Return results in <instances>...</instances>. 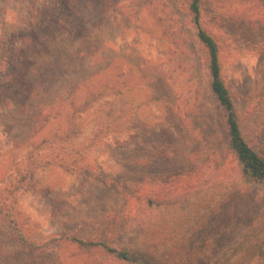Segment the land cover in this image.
Listing matches in <instances>:
<instances>
[{"label": "rangeland", "instance_id": "374dc122", "mask_svg": "<svg viewBox=\"0 0 264 264\" xmlns=\"http://www.w3.org/2000/svg\"><path fill=\"white\" fill-rule=\"evenodd\" d=\"M64 2L0 0V264H124L69 238L123 246L150 199L193 202L168 264L261 244L264 183L227 191L240 166L186 0ZM201 7L241 132L264 146V0Z\"/></svg>", "mask_w": 264, "mask_h": 264}, {"label": "trees", "instance_id": "16d2710c", "mask_svg": "<svg viewBox=\"0 0 264 264\" xmlns=\"http://www.w3.org/2000/svg\"><path fill=\"white\" fill-rule=\"evenodd\" d=\"M64 1L59 0L61 9H66ZM186 8L196 30L197 40L204 51L210 75L211 91L221 112V123L229 148L235 154L240 166L239 172L234 173L230 178L231 187L227 191L240 188L251 189L257 183H264V146L260 142L256 146L250 145L241 132L232 95L223 77L218 43L201 19V0H186ZM2 86L7 85L3 84ZM175 199L176 202H173L169 207H163L150 199L148 206L152 212L146 216V221L144 220V223L137 229L136 234L123 246L113 247L102 242L85 241L76 236H70L69 239L80 246H100L119 263L168 264L169 256L174 254L178 244H182L184 239L191 234V229L197 222L190 220L185 228L181 226V222L189 214V208L193 202L187 198ZM164 226H167L169 232H172L171 229L174 228L177 230L171 235L170 233L166 235L165 232H162L165 230ZM150 232H153V236ZM20 239L26 243L23 237ZM230 258L231 261L224 264H264L260 260L264 259V238L261 244H255L249 249L241 247ZM183 264L196 263L195 260L187 259Z\"/></svg>", "mask_w": 264, "mask_h": 264}]
</instances>
